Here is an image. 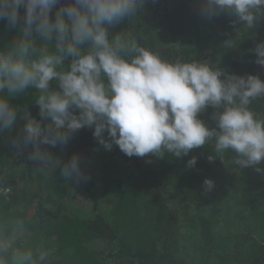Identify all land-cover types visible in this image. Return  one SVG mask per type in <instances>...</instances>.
<instances>
[{
  "label": "trees",
  "instance_id": "trees-1",
  "mask_svg": "<svg viewBox=\"0 0 264 264\" xmlns=\"http://www.w3.org/2000/svg\"><path fill=\"white\" fill-rule=\"evenodd\" d=\"M72 3L60 0L50 18ZM205 6V0H144L110 33L134 39L168 62L207 63L225 75L264 81L254 52L264 43V15L248 29L229 11L205 16ZM19 12L16 27L0 20V50L20 38L23 6ZM50 88L58 90L55 79ZM38 95L29 89L9 97L18 110L16 123L0 132V177L11 190L9 199L0 195L3 264L27 253L31 259L23 264H264V171L256 170L264 169V161L242 168L229 150L210 162L214 140L181 157H129L115 144L106 150L94 138V126H85L66 145H41L59 162L42 169L29 158L32 145L22 143L26 113L44 127L49 123L40 116ZM249 107L264 119V97ZM222 110L208 106L198 118L219 130L214 114ZM104 137L111 140L107 130ZM73 156L87 181L62 175ZM193 157L197 163L189 168ZM206 178L214 181L211 190ZM94 242L105 249L92 247Z\"/></svg>",
  "mask_w": 264,
  "mask_h": 264
},
{
  "label": "clouds",
  "instance_id": "clouds-1",
  "mask_svg": "<svg viewBox=\"0 0 264 264\" xmlns=\"http://www.w3.org/2000/svg\"><path fill=\"white\" fill-rule=\"evenodd\" d=\"M143 2L73 0L56 11L53 21L50 13L60 0H0V20L12 27L21 21L20 7L25 9L20 38L0 50V132L16 123L18 110L9 97L34 89L40 116L49 123L44 127L26 113L22 143L32 145L29 158L42 169L59 162L41 145H66L85 126H94V138L106 150L115 144L129 157H181L214 140L216 156H209L210 162L229 150L237 153L235 164L242 168L264 161V119L249 107L264 97V81L251 74L225 75L207 63L168 62L134 39L110 33ZM205 3V16L229 11L248 29L264 15V0ZM47 42L54 45L51 51ZM254 52L256 63L264 66V43ZM54 79L58 90L50 88ZM208 106L223 108L214 114L219 130L198 118ZM105 130L111 140L105 139ZM196 163L193 157L188 167ZM62 175L77 182L89 179L77 156L63 165ZM204 185L211 190L214 181L206 178ZM30 259L31 253L18 254L13 264Z\"/></svg>",
  "mask_w": 264,
  "mask_h": 264
},
{
  "label": "built area",
  "instance_id": "built-area-1",
  "mask_svg": "<svg viewBox=\"0 0 264 264\" xmlns=\"http://www.w3.org/2000/svg\"><path fill=\"white\" fill-rule=\"evenodd\" d=\"M0 195L9 199L11 195L10 188L5 184L4 177H0Z\"/></svg>",
  "mask_w": 264,
  "mask_h": 264
},
{
  "label": "rangeland",
  "instance_id": "rangeland-1",
  "mask_svg": "<svg viewBox=\"0 0 264 264\" xmlns=\"http://www.w3.org/2000/svg\"><path fill=\"white\" fill-rule=\"evenodd\" d=\"M92 247H94L96 249H100V250L105 249V245L104 244H102V243H96V242L93 243Z\"/></svg>",
  "mask_w": 264,
  "mask_h": 264
}]
</instances>
